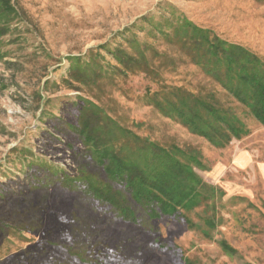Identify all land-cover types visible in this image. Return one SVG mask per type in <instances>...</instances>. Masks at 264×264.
<instances>
[{
	"label": "rangeland",
	"instance_id": "obj_1",
	"mask_svg": "<svg viewBox=\"0 0 264 264\" xmlns=\"http://www.w3.org/2000/svg\"><path fill=\"white\" fill-rule=\"evenodd\" d=\"M0 264H264V0H0Z\"/></svg>",
	"mask_w": 264,
	"mask_h": 264
},
{
	"label": "trees",
	"instance_id": "obj_2",
	"mask_svg": "<svg viewBox=\"0 0 264 264\" xmlns=\"http://www.w3.org/2000/svg\"><path fill=\"white\" fill-rule=\"evenodd\" d=\"M0 57H1V54H0Z\"/></svg>",
	"mask_w": 264,
	"mask_h": 264
}]
</instances>
